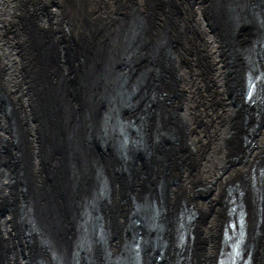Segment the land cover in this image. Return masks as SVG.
Here are the masks:
<instances>
[{"label":"bare ground","instance_id":"6f19581e","mask_svg":"<svg viewBox=\"0 0 264 264\" xmlns=\"http://www.w3.org/2000/svg\"><path fill=\"white\" fill-rule=\"evenodd\" d=\"M19 1L1 0L0 78L14 93L12 104L21 109L30 161L14 144L12 160L22 162L23 171L0 167V201L10 195V185L20 175L21 207L0 209V264H75L74 244L82 233L77 222L79 204L88 199L96 206V170L108 192L99 206L106 233L98 237L93 227L89 231L87 264H139L135 256L140 264H220L226 225L241 210L246 236L235 254L239 258L250 255L249 264H264V81L262 86L257 81V75L264 77V0H171L172 8L178 9L174 19L179 35L174 29L169 31L166 8L170 2L158 0L152 5L157 8L158 31L150 44L137 34L126 37L122 30H115L118 24L105 28L122 19L116 15L121 7L117 0H84L90 19L86 26L91 29L95 18H102V32L107 34L101 41L108 48L105 85L111 83L123 56L126 68L151 70L156 78L147 87L142 79L146 76H141L138 103L129 109L134 113H124L144 115L146 111L137 112L146 103L149 109L143 140L137 152H128L126 158H117L107 138L100 143L96 139L99 118L95 111L98 106L103 112L109 88H93L84 79L82 97L61 99L55 126L53 120L49 124L34 115L23 71L27 57L19 55L27 44L23 34L15 35L23 24L17 19V11L22 12ZM137 1L145 9L150 5ZM28 10L24 21L31 18L30 29L36 27L54 41L57 65L55 69L45 65L50 74L54 72L52 79L57 82L60 69L72 75L67 38L87 27L74 20L71 0H30ZM67 10L73 21L66 17ZM249 16L253 29L247 22ZM227 47L231 48L228 53ZM161 67L170 87L163 83ZM12 113V119L1 113L0 146L4 139L16 138L8 132L14 122ZM243 134L244 147L238 145ZM56 143L61 147L49 153ZM140 158L145 167L136 164ZM146 198L164 209H144ZM134 202L140 203V209H133Z\"/></svg>","mask_w":264,"mask_h":264},{"label":"water","instance_id":"95a60500","mask_svg":"<svg viewBox=\"0 0 264 264\" xmlns=\"http://www.w3.org/2000/svg\"><path fill=\"white\" fill-rule=\"evenodd\" d=\"M147 1L148 7L145 9L139 5L137 0H117V2L121 5L118 10H116V15L118 14L122 17L121 20L114 22L109 26H105V28H111L113 25L118 24L115 30L123 31V34L127 37L128 35H139L141 38H145V43L150 44L153 43V36L157 33V26L155 20V12L157 8H153L152 5L158 2V0H145ZM169 6L166 8V13L169 14L167 16V22L171 26L169 29L170 32H173V29L178 33L177 23L174 19L177 13V7L172 8L171 0H161L162 3L168 4ZM30 0H20L19 4H21L22 12L17 11V19L18 21H24L26 12L28 10V3ZM40 2V0H31V3ZM71 5L73 8L74 20L83 28V26L88 25L90 19L87 14L88 11L85 8L84 0H71ZM25 11V12H24ZM0 12H1V0H0ZM24 13V16H23ZM102 18H95V24L90 29V27L86 28V31L76 32L72 38H67L68 40V64L72 71V75H67L61 69L58 70L57 82L52 79V75L50 71H48V67L45 66L47 63L51 64L55 69V65H57V55L53 52L54 49V41L52 39H47L46 34L40 33L36 27H34L31 32L28 34V44L31 49V52L27 51V66L23 67V71H26V78L28 80L29 90L32 96V108L34 115L38 117L46 118V122L49 124L52 122V125L55 126L56 118L55 116L61 111L62 103L61 99H67L74 97L75 95L80 94L83 96V87L85 84L84 79H87V82L92 85L93 88L100 85L103 89L109 88L105 91L104 94V110L101 112V107L99 111V107L95 111L98 114V128L96 133V139L102 142V139L107 138L111 143V148L117 158H126L128 152L131 151L137 152L138 146L141 144L143 140V128L149 126L148 118L146 114H149V109H147V103L140 108L139 112L146 111V114H124V113H134L129 111V109L136 106L139 98L137 99L139 86L141 85V76H146L145 78L142 76V79L147 82V87H150L152 82L156 79L151 75V70H144L142 72H138L133 68L125 67L126 57L122 58L120 62V66L117 64L114 67L115 69L114 78H112L111 83L105 85L103 71L105 70L106 58L108 54L107 45L105 48L102 47L101 41L107 36L106 33H103V26L101 23ZM25 30L23 31V29ZM19 30L16 29V34H22L26 32L27 26L23 24ZM165 33H168V29H163ZM100 38V39H99ZM125 38V37H124ZM21 39V38H20ZM174 42V40H173ZM177 42V41H176ZM175 42V43H176ZM173 44V43H172ZM109 48H114L109 45ZM107 53V54H106ZM19 55H23V51L21 49ZM147 60L146 58H141V61ZM150 60L153 61L152 56ZM140 61V60H138ZM160 64H163L164 61L162 58L157 59ZM158 70H161V75L164 78V84L170 87V81L168 84L167 79L165 80V71L162 67ZM154 72V75L157 77L159 71ZM169 74H172L171 70H168ZM132 73V75L130 74ZM160 78V75H159ZM162 81V79H161ZM160 82V80H159ZM87 83V85H88ZM54 84L56 86L54 87ZM110 85V87H108ZM145 86V85H144ZM145 89V87H144ZM143 89V90H144ZM147 92L146 89L143 91ZM12 94L4 85L3 77L0 78V117L1 113L5 114V116H9L11 118V112L15 115L14 122L12 125H9L8 132L11 134L14 132L16 138L14 140L7 138L4 139L0 146V167L3 169L12 168L13 172L19 173L23 171L24 164L22 162L13 163L12 160V146L17 144L22 148V157L30 161V150L28 144V136L25 132V127L23 121L21 119L18 107L12 104ZM148 95V94H147ZM22 98L20 97L19 100ZM101 104V103H100ZM136 108V107H135ZM134 108V109H135ZM12 119V118H11ZM1 120V119H0ZM61 125V131H62ZM53 146V145H52ZM61 147L54 145V148L49 149L50 151L55 148ZM98 148V145L95 146ZM99 150V149H98ZM60 151V150H59ZM138 155V154H136ZM145 165V163H144ZM96 177V188L93 193L95 195L96 206L93 207L92 204L85 200V202L81 205L79 204L80 213L78 217V227H80L81 234L78 236L77 241L74 244V252L77 255V261L75 264H87L90 261L89 252L91 247V241L88 237L89 231L92 227L95 231L98 232V237H104L106 233V228L104 227V218L103 214L99 212L100 204L106 198V189L104 185V179H102L98 173V170L94 173ZM11 193L10 195H4L0 201V209H21L20 207V197L19 190L17 188V180L14 181L10 185ZM34 193H40L39 189H34ZM93 191V190H92ZM41 194V193H40ZM36 202L39 204L41 202V197H36ZM27 209V208H25ZM29 209V208H28ZM133 209H140V203L134 202ZM144 209H164L161 205L158 206L155 202L152 204L149 198L144 199ZM25 217V216H24ZM25 223V219H24ZM26 224H28V220L26 219ZM83 253V259L80 258V255ZM70 264H74L70 263Z\"/></svg>","mask_w":264,"mask_h":264},{"label":"rangeland","instance_id":"374dc122","mask_svg":"<svg viewBox=\"0 0 264 264\" xmlns=\"http://www.w3.org/2000/svg\"><path fill=\"white\" fill-rule=\"evenodd\" d=\"M24 1H25V0H24ZM116 2H117V1H116ZM208 3H209V2H208ZM64 4H67V2H65ZM209 4H210V3H209ZM116 5H118V3H117ZM263 5H264V2H263ZM209 9H210V11L212 10V5H211V4H210V6H209ZM69 12H71V11H69V10L66 11V15H67L66 17L70 19V16H71V20L73 21V15L71 14V15L68 16V13H69ZM34 13H35V12H34ZM32 14H33V12H32ZM212 16H213V15H212ZM30 20H31V18H29L28 21H27V18H26V21H23V24L25 25V27L27 26V30H26V32L23 33V37H25V40H26V41H24V43L26 42V44H27V50H26V51H25V50L23 51V55H21L22 58H24V57L26 56V52H27V51L31 52V51H30L29 44H28V42H27V40H28V39H27V36H28V34L31 32V29H30V28H32V27H31V23L29 22ZM68 21H69V25H70V24H71V23H70V20H68ZM247 22H248V24H249V26H250L251 28H252V27L254 28L255 25H254V23H253V21H252V19H251L250 16L248 17ZM214 23L216 24L215 27H216L217 29H219V28H220V25H219V27H218V26H217L218 23L215 22V20H214ZM23 24H22V25L19 24L20 26L18 25L19 27H18V26H17V27H18V28H21V27H23ZM251 25H252V26H251ZM23 28H24V27H23ZM253 28H252V29H253ZM24 30H25V28L23 29V31H24ZM227 36H228V35H227ZM228 37H229V36H228ZM225 39H226V38H225ZM245 39H246L247 41L250 39V33H247V34H246ZM22 46H24V45L22 44ZM227 46H228V45H227ZM229 50H231V48L227 47V53H228ZM26 57H28V56H26ZM238 75H239V74H238ZM237 77H238V78H237L238 81L240 82V78H239V76H237ZM20 81H21L20 84H22V83L24 82V80H23L22 78L20 79ZM238 86H239V85H238ZM237 90H239V92H241V90H240L238 87H237ZM240 94H241V93H240ZM177 105H178V103H177ZM246 118H247V117H246ZM243 124H244V121H243V119H242L241 128L243 129V132L245 133V130L247 129V127H245V125H243ZM243 135H244V134H243ZM242 137H243V138H242V140L238 143V145L241 144V146L244 147V146H245V143H246V142H245V141H246V140H245L246 137H245V135L242 136ZM176 142H177V143H178V142L180 143V140H179V141H176ZM178 145H179V144H178ZM238 145H237V147H238ZM178 148H179V147H178ZM179 149H181V148H179ZM161 154H163V152H162ZM137 163H138V166H140V165L143 166L144 163H145V162H144V158H142V159L140 158L139 160H137L136 164H137ZM138 166H137V168H135V171H134V172H136V173L138 172ZM145 166H146V165H144V167H145ZM173 174H174V173H173ZM19 176H20V175H19ZM19 176H18L17 178H20ZM17 178H16V179L14 178V181L17 180ZM173 178H175L174 175L172 176V179H173ZM181 197H183V196H181ZM179 199H180V200H184V198H179ZM172 202H173V201H172ZM185 203H186V202H185ZM170 204H171V203H170ZM170 204H168L169 207H170V209L174 210V209L176 208V206H174V205H171V206H170ZM248 217H250V215H249ZM120 224L122 225L123 222H120ZM15 232H16V231H15ZM16 234H17V233H16ZM17 235H18V234H17ZM0 253H1V251H0Z\"/></svg>","mask_w":264,"mask_h":264}]
</instances>
